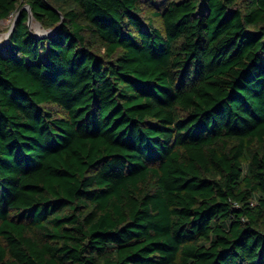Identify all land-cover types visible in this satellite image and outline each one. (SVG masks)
I'll list each match as a JSON object with an SVG mask.
<instances>
[{
  "label": "trees",
  "instance_id": "16d2710c",
  "mask_svg": "<svg viewBox=\"0 0 264 264\" xmlns=\"http://www.w3.org/2000/svg\"><path fill=\"white\" fill-rule=\"evenodd\" d=\"M156 1L0 0V264H264V0Z\"/></svg>",
  "mask_w": 264,
  "mask_h": 264
},
{
  "label": "rangeland",
  "instance_id": "374dc122",
  "mask_svg": "<svg viewBox=\"0 0 264 264\" xmlns=\"http://www.w3.org/2000/svg\"><path fill=\"white\" fill-rule=\"evenodd\" d=\"M145 1V0H141ZM171 1H180V0H159L156 1L155 7L158 9V11H162L165 5ZM145 11V16H148L152 10L144 9ZM15 16L11 15L8 19L0 21V42L4 41L6 35L8 34L11 26L14 24ZM153 23L155 26H160V20L158 18H153ZM28 28L30 32L33 35L40 36L44 34L45 32L51 30H46L40 26L35 20L31 19L28 22Z\"/></svg>",
  "mask_w": 264,
  "mask_h": 264
},
{
  "label": "water",
  "instance_id": "95a60500",
  "mask_svg": "<svg viewBox=\"0 0 264 264\" xmlns=\"http://www.w3.org/2000/svg\"><path fill=\"white\" fill-rule=\"evenodd\" d=\"M23 9L27 10L28 13H29V17H28V22H29L31 19H33V17H32V15H31V13H30V11H29V9H28L27 6H24V7L21 8V10H23ZM15 19H16V17H15ZM14 21H15V20H14ZM27 26H28V23H27ZM59 27H60V24H59L56 28L47 31V32H45L44 34H42V35H40V36H36V35H34V37H36V38H41V39H44V38L50 37V36H52L53 34H55V33L58 31ZM12 28H13V25L11 26V28H10L8 34L6 35V37H5V39H4L5 42L8 41V39H9V37H10V34H11V32H12Z\"/></svg>",
  "mask_w": 264,
  "mask_h": 264
}]
</instances>
